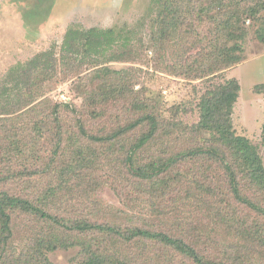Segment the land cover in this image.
Returning a JSON list of instances; mask_svg holds the SVG:
<instances>
[{"label":"rangeland","instance_id":"374dc122","mask_svg":"<svg viewBox=\"0 0 264 264\" xmlns=\"http://www.w3.org/2000/svg\"><path fill=\"white\" fill-rule=\"evenodd\" d=\"M218 1L184 0L187 17L180 31L172 30V34L151 0H0V83L39 54L52 51L57 58L49 80L32 79L40 86L33 96L26 91L34 98L35 110L0 116L5 120L0 122V181L13 178L12 172L24 167L34 174L31 179L0 184V192L37 202L39 195L44 199L55 191L59 196L46 205L60 220L87 219L167 233L198 251L208 250L206 255L212 259L222 255L233 259L239 253L235 249L246 246V259L253 254V264H264V257L259 256H264V248L256 245L259 241L250 245L239 234L246 231L241 228L264 225V197H256L248 183L244 182L243 197L258 210L229 194L214 199L215 209L209 212L197 208V198L183 199L190 190L187 182L175 187L177 182L166 193L155 191L160 185L154 182L152 189L149 182L133 176L127 160L133 156L146 165L195 147L200 139L196 127L201 96L227 79H236L242 89L234 128L258 148L264 163V14L258 26L247 21L242 39L229 42V32L219 28V23L243 13L245 0ZM71 27L114 29L123 35L103 55H88L83 42L77 54L61 62V48ZM231 47L243 61L224 69L227 62L221 53ZM218 58L220 71L206 77L208 65L214 67ZM148 118L156 120L159 131L136 150L151 130ZM12 134H19L26 145L23 162L9 160L13 153H20L9 150L7 137ZM184 163L172 179L182 175L179 181L192 179L197 185L202 181L228 192L226 173L216 164L204 158ZM203 174L208 180L202 179ZM225 212L231 220L225 221ZM47 227L14 215L8 263L15 264L18 257L38 258L41 247L36 236L49 231ZM149 251L156 258L167 255L154 246ZM78 252V248L61 249L48 256L54 264H72ZM118 252L122 256L131 253L129 247Z\"/></svg>","mask_w":264,"mask_h":264},{"label":"trees","instance_id":"16d2710c","mask_svg":"<svg viewBox=\"0 0 264 264\" xmlns=\"http://www.w3.org/2000/svg\"><path fill=\"white\" fill-rule=\"evenodd\" d=\"M183 2L184 0H151V4L161 11L159 17L162 24L168 26V30L172 34V30L180 31V23L187 17ZM218 2L221 4L223 0ZM243 4L245 5L243 13L232 15L225 22L220 21L219 23V28L224 27V30L229 32V42L244 37L248 30L246 29L247 21L251 25L258 26L263 19L264 0H245ZM202 11L206 13L208 9ZM122 35L123 31L114 29L84 31L71 27L65 34L61 48V62H64L69 54H77V46L83 42L86 43L88 55H103L108 47L120 40ZM261 36L264 40V35ZM233 48L235 47L226 48L221 53L222 59L227 62L224 69L231 68L243 61L234 55ZM220 60V58L217 59L214 67L208 65L207 71L209 73L206 72V77L220 71ZM56 61L55 54L52 51H47L39 54L20 71L10 72L2 84L0 83V116L20 115V112L32 113L36 108L32 102L34 100L32 94L36 90V86H40L32 79L39 80L40 77H44L49 80L50 74L48 72L55 70ZM122 72L117 74H122ZM241 89L238 80L227 79L213 90L202 95L199 103L200 121L196 127L200 137L197 145L185 152L178 153L174 157H161V159H154L153 162L146 165L134 161L133 156H130L127 160H130L133 176L144 182H149L152 189L153 183L156 182L160 187L155 191H162L163 193H166L172 185L174 187L177 182L180 183L175 187L182 186L184 182H187L190 184V190L186 192L187 197L183 199L190 202V200L197 198V208H204L209 212L215 209L216 202L214 199L218 201L217 198L226 195H231L239 203L248 204L252 209L258 210L257 206L252 205L248 199L243 197L244 182L249 184L256 197L260 195L264 197V163L258 148L248 138L238 136L234 128L233 115L240 98ZM26 91L30 92L32 96ZM3 119L0 118V122L5 121ZM148 120L151 130L139 140L135 147L136 150H141L150 140L152 141L154 132L159 131L156 120L153 118H148ZM18 137L19 134L17 136L12 134L11 137H7L9 138L8 141L11 142L9 150H12L10 152L12 153L13 149L20 152L18 154L13 153L14 156L8 158L20 162L26 145ZM262 137L264 142V126ZM198 158H204L205 162L216 164L217 167L225 171L227 178L225 185L228 186L226 189L229 193L218 185L205 184L202 181H199L200 185L192 182V179L183 178L179 181L182 175L172 179V174H180L184 168V166H180L185 165L184 162L194 161ZM8 162L10 163V161ZM29 170L31 169L24 167L22 170L12 172L13 178H3L0 184H7L11 180L31 179L34 174L29 173ZM193 173L195 172L193 171ZM167 176H169V180L166 178ZM201 177L205 181L208 180L205 174ZM174 190L177 191V189ZM57 195L58 192L51 191L44 199L39 195L36 199L37 202H32L31 199H24L8 191L0 192V264H9L8 249L13 237L11 232L16 214H21L22 217L29 218L32 222L46 224L50 230L43 231L41 235L36 236L41 247L38 258L33 257V255L29 260L18 257L14 261L15 264H54L49 259V253L61 249L76 248L79 249V252L72 264H253L255 255L251 254L252 256L249 258L252 260L251 262L244 256L246 246L240 245L236 249L234 248L239 253L233 259H223V255L217 259H212L209 257L210 255H206L208 250L205 249L207 253L198 251L186 240L167 233L135 227L129 230L116 225L91 223L87 219L60 220L49 212V205H46L47 202H52ZM40 201H43V204H38ZM224 218L225 221L231 220V214L225 212ZM241 229L246 230L239 233L244 238V242L253 245L259 241L256 245L264 248V225L250 230ZM153 246L166 251L167 255L162 258L151 256L153 252H150L149 248ZM123 247L130 248V255L122 256L118 252ZM262 254L260 253L259 256L264 257Z\"/></svg>","mask_w":264,"mask_h":264}]
</instances>
